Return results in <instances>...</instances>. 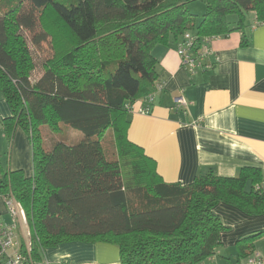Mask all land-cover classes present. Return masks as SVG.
Masks as SVG:
<instances>
[{
  "label": "trees",
  "instance_id": "1",
  "mask_svg": "<svg viewBox=\"0 0 264 264\" xmlns=\"http://www.w3.org/2000/svg\"><path fill=\"white\" fill-rule=\"evenodd\" d=\"M190 1L19 0L8 9L11 2L0 0V89L12 110L3 124L8 138L17 127L26 131L33 150L32 176L5 172L0 193L11 188L22 203L37 262L62 243L103 241L118 246L120 264H197L215 253L228 228L218 204L264 213L261 169L168 183L128 138L127 105L156 90V45L186 31H241L247 43L248 20L264 23V0H201V18ZM48 41L53 54L38 73L37 55ZM64 125L81 131V140L45 147L43 127L60 133ZM109 131L112 158L103 144ZM262 234L240 239V255Z\"/></svg>",
  "mask_w": 264,
  "mask_h": 264
},
{
  "label": "crops",
  "instance_id": "2",
  "mask_svg": "<svg viewBox=\"0 0 264 264\" xmlns=\"http://www.w3.org/2000/svg\"><path fill=\"white\" fill-rule=\"evenodd\" d=\"M200 11L197 13L204 14L206 7ZM248 25L247 43H243L241 31L220 36L213 42L214 54L209 58L212 62L218 58V62L196 73L181 64L180 40L153 48L156 84L162 83L164 88L156 92L150 113L130 112L128 138L156 161L165 182L189 184L210 171L236 176L244 167L259 168L264 174V23L252 17ZM179 94L188 101L186 108L176 106L174 99ZM140 100L135 102L137 109ZM10 116L12 110L0 94V190L1 175L7 171L20 170L26 177L33 174L30 137L17 127L8 138L3 120ZM215 210L228 228L215 253L197 264H245L253 251H264V234L256 238L248 255L241 256L238 249L240 239L264 231V213L248 214L226 203ZM0 223H13L1 193ZM16 232L24 243L31 239L28 222L18 224ZM65 261L120 264L119 248L103 241L66 242L46 249L38 264Z\"/></svg>",
  "mask_w": 264,
  "mask_h": 264
},
{
  "label": "built area",
  "instance_id": "3",
  "mask_svg": "<svg viewBox=\"0 0 264 264\" xmlns=\"http://www.w3.org/2000/svg\"><path fill=\"white\" fill-rule=\"evenodd\" d=\"M220 36H199L191 31H186L177 46L178 54L181 58V64L191 73L199 70L211 69L215 61L209 58L214 54L213 42ZM164 88L162 83L157 82L155 92L142 98L139 103L141 106L136 108V104L127 105V108L134 112L138 110L141 113H150L151 105L155 100L156 92ZM176 106L186 108L188 101L183 94L175 97ZM8 211L13 219L9 225L0 223V264H38L33 256L32 240L24 243L20 241L16 232L18 224H27L26 212L22 203L15 197L11 188L7 194H2ZM245 264H264V251L255 250L247 258Z\"/></svg>",
  "mask_w": 264,
  "mask_h": 264
},
{
  "label": "rangeland",
  "instance_id": "4",
  "mask_svg": "<svg viewBox=\"0 0 264 264\" xmlns=\"http://www.w3.org/2000/svg\"><path fill=\"white\" fill-rule=\"evenodd\" d=\"M5 1L11 2L10 4L7 5V8L9 9V8L13 7L14 5H16L19 0H5ZM187 5H188L190 12L197 14L201 18L203 13H197V12H201L200 10H202V7H206V4L203 1L194 0V1H190ZM2 6H4V5H2ZM0 7H1V4H0ZM57 32H55V33L63 41H65L67 38V35L60 29H57ZM38 54L39 55H37V51H36L37 59L40 63V67L38 68L37 72L39 73V71H40V73H41V63L44 60H46L47 58H49L50 56H52V54H53V48L51 47V43L49 41H48V43H45V45L41 48V50H39ZM0 94L5 99V101H7L6 98L4 97L1 89H0ZM63 127L64 128L60 133L52 131L50 128H48V126L43 127L44 146L45 147L51 148L52 147L51 145H53L54 143H57L58 141H64V142L70 143V144L75 143V142H78L79 140H81V138L83 137V133L81 131L74 129L71 126L64 125ZM103 144H104V148H105L108 156L110 158H112L113 154L115 152V145H114L112 131H109L106 134V137L103 139Z\"/></svg>",
  "mask_w": 264,
  "mask_h": 264
}]
</instances>
